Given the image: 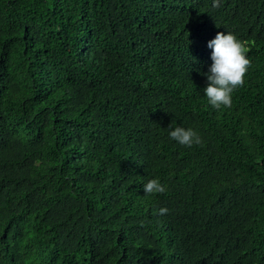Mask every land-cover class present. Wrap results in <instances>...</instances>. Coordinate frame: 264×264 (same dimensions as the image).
Wrapping results in <instances>:
<instances>
[{
    "label": "trees",
    "instance_id": "obj_1",
    "mask_svg": "<svg viewBox=\"0 0 264 264\" xmlns=\"http://www.w3.org/2000/svg\"><path fill=\"white\" fill-rule=\"evenodd\" d=\"M0 264H264V0H0Z\"/></svg>",
    "mask_w": 264,
    "mask_h": 264
},
{
    "label": "clouds",
    "instance_id": "obj_2",
    "mask_svg": "<svg viewBox=\"0 0 264 264\" xmlns=\"http://www.w3.org/2000/svg\"><path fill=\"white\" fill-rule=\"evenodd\" d=\"M211 49V65L206 75L208 86L204 89V96L208 104L214 109L230 108L233 103L234 92L244 86L245 77L251 66L247 56V48L242 41L231 32L218 33L208 42ZM169 138L179 145L192 147L200 145L202 138L197 130L184 126L169 127ZM147 195L164 193L166 186L159 178L149 179L143 184ZM160 214L167 209H160Z\"/></svg>",
    "mask_w": 264,
    "mask_h": 264
}]
</instances>
